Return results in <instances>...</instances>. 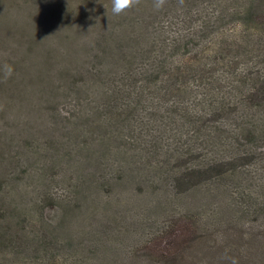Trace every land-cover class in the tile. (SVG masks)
<instances>
[{
  "label": "trees",
  "instance_id": "16d2710c",
  "mask_svg": "<svg viewBox=\"0 0 264 264\" xmlns=\"http://www.w3.org/2000/svg\"><path fill=\"white\" fill-rule=\"evenodd\" d=\"M37 1L50 7L41 0H0V51L9 55L0 54V262L93 264L91 242L122 241L111 233L117 222L100 223L103 231L89 235L88 244L60 227L68 218L99 224L94 211L88 220L82 213L97 202L110 206L111 196L94 197L112 186L122 192L144 182L150 192H168L173 200L194 190L245 196L256 190L264 180V0H165L159 10L154 0H140L119 15L111 11L112 0H57L68 20L48 39L43 34L49 24L30 8ZM70 3L77 14L74 29L80 27L77 41L68 33ZM28 21L35 27L30 34ZM76 43L86 51L84 63L22 80L18 52ZM6 63L14 71L5 81ZM43 96L52 98L38 100ZM60 98L73 104L71 111L56 109ZM41 113L49 123L46 115L37 126ZM12 127L21 128L20 137L26 134L38 150L14 146L15 136L6 133ZM78 162L84 170L76 169ZM37 169L25 186L32 196L18 197L21 176ZM45 180L60 192L41 195ZM46 204L57 206L54 215L39 214ZM250 208L234 205L245 215ZM172 210L151 218L160 225L123 248L147 249L145 264H180L178 252L194 251L202 237L185 233L188 211ZM259 210L264 205L250 211ZM202 213L207 223L208 213Z\"/></svg>",
  "mask_w": 264,
  "mask_h": 264
},
{
  "label": "rangeland",
  "instance_id": "374dc122",
  "mask_svg": "<svg viewBox=\"0 0 264 264\" xmlns=\"http://www.w3.org/2000/svg\"><path fill=\"white\" fill-rule=\"evenodd\" d=\"M41 1L47 2L46 4H49L51 8L45 6L43 3H39V1L30 3V8L32 7L36 16H40V18L49 24V31L46 34H43V37L48 39L53 35V33L61 32V29L57 27L63 25V23L68 20V16H66L65 9H57L59 7V5H56L57 0ZM67 1L68 0H65L64 2ZM71 9L73 27L72 25L69 26L68 33L71 36L74 35V39L77 41V36L75 34L80 33V27L78 26L77 29H74L77 14L75 8L70 3V10ZM28 13L29 12L27 10L26 14L28 15ZM91 20L92 19L89 18V21ZM58 21H62V23L56 24ZM28 22L29 24L31 23V21ZM99 26H101V23L97 24L95 27L97 28ZM34 28V25L30 24V28L26 31V33L30 34L32 29L35 30ZM77 49L79 48H77L76 43L71 47L68 45H64V47L44 46V48H35L33 50H29L28 52H18V54L22 55V63L19 66H24L23 68H25L22 80H34L41 73L57 74L60 67L64 66L67 69H70L74 64L77 66V63H84L82 57L85 55L84 53L86 51L83 53V51L79 49L81 52L80 54ZM0 54L9 56L3 51H0ZM47 54L50 55L47 56ZM55 76L58 77V75ZM36 95L37 94L35 93V96ZM50 98L52 97L50 96L46 99ZM44 99L45 96L38 98V100ZM62 99L63 98H60V100ZM63 101L64 100L55 105L56 109L59 105H61L60 112L67 113V111H71L73 104L63 103ZM53 113L57 114V111L55 110ZM46 115V113H41L39 117L34 119L35 123L33 124L37 126V123L39 122H42L39 125L44 124L45 122L43 117ZM4 116L8 118L7 112L4 113ZM47 119L48 115L45 117V121L49 123ZM0 129H2V127H0ZM6 133L9 136H15L12 141L16 142L14 146L17 145V148L21 152L24 151V146L27 148L28 146L31 147V149H29L31 153L34 149H36V151L38 150L37 144L28 139L26 134L21 135L20 137V134H22L21 128H7ZM22 138L24 142H22ZM0 140L2 141V139ZM41 149L42 148H39V151ZM4 151H6L5 154H8L7 147H5ZM36 154H38V152H36ZM2 164L8 165L7 160L2 161ZM36 164L38 165L36 168H39L40 166L38 161H36ZM69 165L72 167L71 164ZM74 166L77 170H84V168H82L83 162L74 163ZM44 168L46 170L47 166L44 165ZM1 170L2 169L0 168V171ZM48 171L51 172L53 170L49 169ZM262 174L264 175V172H261L259 176L264 178ZM38 175L39 170L37 169L33 173H26L25 177L24 175L21 176V179L24 178V180L20 182L21 184L19 185V190H17L18 197L20 194L25 197L32 196L33 191L29 192L25 186L30 182V176L36 178ZM146 185L144 182H135L132 187L126 188L125 191L123 190L122 192H118L115 190L116 188H113L111 185L112 188L101 191L96 197L94 196L97 192L93 191L92 196L94 199H98L100 195L101 199L98 201L106 199V196L108 195L114 198V201H112L113 203H111L107 208L97 202L96 207H93V210L88 208L82 213V216L87 220L90 218L89 216L93 214L99 224H92L91 222L85 221H83V223H78L74 219L71 220L70 218L62 224L60 227L61 231L69 232V235H71L72 238H76L78 236L80 238H84L86 241L84 243H87L89 235L103 231V226H101L100 223L105 225L107 218L117 222L116 225H113L111 233H113V236L122 238V241L113 242L116 239L111 238L104 245L101 243L91 242L92 244H95L96 253L95 257L90 258L88 263L145 264L144 262L146 259L150 260L148 257L151 255L147 249H145V251L143 249L139 250L133 248L131 245L123 248V245L127 243H135L137 237L142 236V238H144L147 236L148 229L153 226L160 225L159 223L156 224L153 219L152 222L149 221L151 218H155V216L166 217L169 213L172 215L174 214L172 209H175L176 212V209H185L188 211L186 218L183 217L184 222L188 225V228L185 229V233L190 237L192 235L191 231L193 233L194 231L200 232L202 238H200L197 242L195 246L196 249L194 251H192L191 247H186L187 251L184 253L178 252L177 261L180 262V264H264V232L261 233L263 230L262 227L264 226V210H259L256 214L250 211L253 209V206L258 205L259 207L260 205H264V180H261L259 183L262 188L258 185L256 190L251 191L252 193L246 196L245 193L236 195L235 192H221L218 194L215 192L214 195H205L202 191L194 190L193 194L182 193L179 197H175V200H173V197H171L168 192H162L161 195L150 192L149 185H147L148 187H146ZM243 185L245 186V179L243 181ZM41 191V195H44L45 192L58 194L60 192V188L58 186H54L51 180H45V183L41 185ZM203 194L205 195L204 197ZM172 204L176 205L177 208H173ZM234 205L236 207L241 206L242 209H247L249 206L252 208H250L245 215V212H235ZM51 208L55 210L57 209V206L47 204L43 205V207L40 208L39 214L43 216L46 212L49 215ZM165 209H167L166 213H164ZM54 210L51 211L52 215L56 213ZM90 212L93 213L91 214ZM202 212L208 213L206 220L207 223L201 220L203 214ZM245 216L247 217V221L245 220ZM188 218L193 219L195 223L190 221ZM118 220H122V224H118ZM141 221H143V223H141ZM201 223H203V225ZM196 225H201V230H199ZM161 226H163V224H161ZM126 227H130L131 229H127ZM126 230H128V233ZM256 230L258 233H255ZM251 233L259 235L250 236ZM261 236L263 237L262 239ZM14 262H16L15 264L34 263L32 261L26 262L25 260L21 262L18 261V259ZM0 264L6 263L2 260Z\"/></svg>",
  "mask_w": 264,
  "mask_h": 264
},
{
  "label": "clouds",
  "instance_id": "9594fccd",
  "mask_svg": "<svg viewBox=\"0 0 264 264\" xmlns=\"http://www.w3.org/2000/svg\"><path fill=\"white\" fill-rule=\"evenodd\" d=\"M139 3H140V0H112L111 11L114 15H119V14L125 12L126 10L138 5ZM164 4H165V0H154L153 6H154V8L159 10L160 8L163 7ZM104 7L106 8L105 5H104ZM13 71H14V69H13L12 65L6 63L3 66V77H4L5 81L12 76Z\"/></svg>",
  "mask_w": 264,
  "mask_h": 264
}]
</instances>
